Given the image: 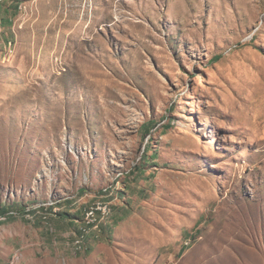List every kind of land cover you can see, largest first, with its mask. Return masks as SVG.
<instances>
[{"label": "rangeland", "instance_id": "obj_1", "mask_svg": "<svg viewBox=\"0 0 264 264\" xmlns=\"http://www.w3.org/2000/svg\"><path fill=\"white\" fill-rule=\"evenodd\" d=\"M0 209V264H264V0H0Z\"/></svg>", "mask_w": 264, "mask_h": 264}, {"label": "trees", "instance_id": "obj_2", "mask_svg": "<svg viewBox=\"0 0 264 264\" xmlns=\"http://www.w3.org/2000/svg\"><path fill=\"white\" fill-rule=\"evenodd\" d=\"M221 58V56L220 55H216L215 56V60H219ZM0 214H2V213H7V211H5V210H3V209H0ZM12 216V214L10 215V217ZM3 220H0V222H2Z\"/></svg>", "mask_w": 264, "mask_h": 264}, {"label": "bare ground", "instance_id": "obj_3", "mask_svg": "<svg viewBox=\"0 0 264 264\" xmlns=\"http://www.w3.org/2000/svg\"><path fill=\"white\" fill-rule=\"evenodd\" d=\"M92 209H93V208H92ZM94 210H95V209H94ZM94 210H91V211H94ZM88 213H90V212H88ZM91 214H93V215H94V214H95V212H91ZM87 215H88V214H87ZM87 222H88V221H87ZM88 224H89V223H88Z\"/></svg>", "mask_w": 264, "mask_h": 264}, {"label": "built area", "instance_id": "obj_4", "mask_svg": "<svg viewBox=\"0 0 264 264\" xmlns=\"http://www.w3.org/2000/svg\"><path fill=\"white\" fill-rule=\"evenodd\" d=\"M89 212H95V210L94 211H89Z\"/></svg>", "mask_w": 264, "mask_h": 264}]
</instances>
